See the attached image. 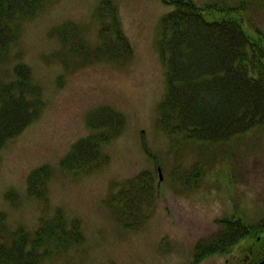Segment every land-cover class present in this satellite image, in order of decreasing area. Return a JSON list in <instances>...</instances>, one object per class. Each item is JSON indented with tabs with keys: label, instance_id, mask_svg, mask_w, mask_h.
I'll list each match as a JSON object with an SVG mask.
<instances>
[{
	"label": "rangeland",
	"instance_id": "1",
	"mask_svg": "<svg viewBox=\"0 0 264 264\" xmlns=\"http://www.w3.org/2000/svg\"><path fill=\"white\" fill-rule=\"evenodd\" d=\"M104 1L114 4L132 58L82 65L69 57L67 69L58 58L64 48L54 31L73 23L80 39L98 45L96 9ZM189 1L197 7L219 2L234 8L240 3ZM247 3L244 30L264 34V0ZM174 8L161 0H49L23 23L19 41L0 66V77L10 80L17 64L26 65L44 101L38 119L0 154V212L6 215L8 231L22 228L33 237L43 220L53 219L61 209L69 223L81 222L85 238L44 264H196L197 244L218 231L219 221L235 217L251 226L264 221V127L210 145L171 136L158 126L167 93L162 20ZM101 106L125 118L120 136L101 149L107 164L86 176L63 171L62 159L94 133L88 117ZM43 166L52 169L47 202L30 197L27 187L29 174ZM143 171L154 178L156 203L145 227L129 232L114 218L107 200ZM252 242L243 241L229 254L198 264L243 262L249 246H255Z\"/></svg>",
	"mask_w": 264,
	"mask_h": 264
},
{
	"label": "trees",
	"instance_id": "2",
	"mask_svg": "<svg viewBox=\"0 0 264 264\" xmlns=\"http://www.w3.org/2000/svg\"><path fill=\"white\" fill-rule=\"evenodd\" d=\"M48 1L0 0V66L19 41L23 23L40 13ZM161 1L175 8L162 20L160 47L164 61L167 55V93L159 106L158 126L171 136L210 145H223L264 127V34L250 35L243 28L247 0L234 8L219 2L197 7L189 0ZM113 5L104 1L96 9L101 24L96 46L80 39V29L73 23L54 31L64 48L58 58L67 69L69 57L82 65L127 63L132 58ZM43 106L40 88L32 82L26 65L17 64L10 80L0 77V154L38 119ZM87 122L94 133L78 141L60 163L63 171L74 176L90 175L107 164L101 149L120 136L125 118L101 106ZM51 178L49 166L32 171L27 179L29 196L47 202ZM155 203L149 171L127 180L107 200L114 218L129 232L145 227ZM218 227L197 244L196 264L216 254H229L245 240H256L255 246H249L246 261L235 264H264V221L250 226L233 217L219 221ZM84 241L81 222L69 223L61 209L53 219L43 220L33 237L22 228L10 233L6 215L0 212V264H44Z\"/></svg>",
	"mask_w": 264,
	"mask_h": 264
},
{
	"label": "water",
	"instance_id": "3",
	"mask_svg": "<svg viewBox=\"0 0 264 264\" xmlns=\"http://www.w3.org/2000/svg\"><path fill=\"white\" fill-rule=\"evenodd\" d=\"M159 173H160V179H162L161 169H159Z\"/></svg>",
	"mask_w": 264,
	"mask_h": 264
}]
</instances>
